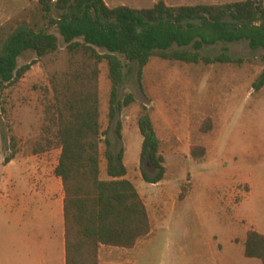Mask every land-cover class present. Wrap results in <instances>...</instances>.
<instances>
[{
  "label": "trees",
  "instance_id": "trees-1",
  "mask_svg": "<svg viewBox=\"0 0 264 264\" xmlns=\"http://www.w3.org/2000/svg\"><path fill=\"white\" fill-rule=\"evenodd\" d=\"M47 20L64 44V64L49 71L52 94L44 108L42 133L33 154L60 150L54 174L61 180L64 201L66 264H99L101 246L132 249L146 238L151 223L146 205L123 165V151L115 154L106 133L101 132L99 76L106 66L109 80L108 122L122 108L134 103L131 94L119 101L125 61L136 63L138 80L152 58L184 64H234L224 52L214 59L201 51L219 43L247 42L252 51H264L263 0H245L225 5L169 7L159 1L151 8H109L104 0H37ZM53 12H58L56 18ZM174 46L191 50L170 51ZM33 51L37 60L18 67V59ZM101 51L103 53H101ZM61 50L58 38L37 23L11 31L0 51V93L15 85L38 60H57ZM264 65V55L261 57ZM264 88V69L253 84ZM142 135L140 164L147 160L157 171L151 178L142 171L148 184L163 181L166 169L160 155L161 141L156 135L150 109L142 105L137 118ZM210 126H203L206 133ZM120 138V126L116 130ZM102 137L104 139L102 140ZM101 143L104 151L101 153ZM13 152L5 158L9 163ZM190 155L198 160L205 155L201 146H192ZM106 179H101V158ZM182 198V196H181ZM244 256L264 264V235L249 231Z\"/></svg>",
  "mask_w": 264,
  "mask_h": 264
},
{
  "label": "rangeland",
  "instance_id": "rangeland-1",
  "mask_svg": "<svg viewBox=\"0 0 264 264\" xmlns=\"http://www.w3.org/2000/svg\"><path fill=\"white\" fill-rule=\"evenodd\" d=\"M159 1L169 7H180L225 5L245 0H104L109 8L131 9L151 8ZM57 16L58 12H53L52 17ZM35 23L58 38L61 54L55 63L51 59L38 60L23 79L0 93V182L4 160L14 151L13 144L14 163H26L29 168L37 163L33 149L42 133L45 105L52 98L49 71L61 68L65 62L62 38L55 27L46 26L47 20L37 0H0V51L11 31ZM224 48L230 59L240 63L194 65L155 57L143 69L140 81L137 64L121 57L125 67L119 101L131 94L134 103L122 108L111 124L107 117L109 80L105 64L100 65L101 132L107 134L105 137L110 140L115 154L123 151L126 178L141 194L153 226L162 224L168 215L165 222L171 232L195 229L198 215L212 231L222 228L218 220L229 221L235 217L245 223L253 222L264 231V88L253 89L264 69L261 61L264 51H252L247 42L219 43L204 47L201 55L214 59ZM184 49L191 50V47L174 46L170 51ZM36 60L33 51L24 52L18 59V67ZM142 105L150 109L156 135L161 141L160 155L166 172L158 184H148L142 178V171L151 178L157 174L147 160L140 164L142 135L137 118ZM207 125L210 129L203 133L201 128ZM118 126L120 138L116 135ZM192 146L203 147L205 155L193 160ZM100 150L103 153V143ZM101 179H106L103 157ZM237 204L239 208L234 211ZM239 230L237 227V233ZM165 236L166 232L161 230L150 241L147 256L138 257L142 263L159 264L164 260ZM3 241L0 224L1 262ZM199 253L205 259L211 257L206 248Z\"/></svg>",
  "mask_w": 264,
  "mask_h": 264
},
{
  "label": "crops",
  "instance_id": "crops-1",
  "mask_svg": "<svg viewBox=\"0 0 264 264\" xmlns=\"http://www.w3.org/2000/svg\"><path fill=\"white\" fill-rule=\"evenodd\" d=\"M59 156L60 150L55 149L35 155L37 163L31 168L23 162L14 163V159L3 166L0 224L4 241L0 264H66L64 192L61 180L54 174ZM238 208L239 204L234 205V211ZM147 211L150 234L132 249L101 246L99 264H144L138 257L147 256L150 241L161 230L166 232L165 256L159 264H262L258 259L244 256L247 233L255 231L264 235V231L253 222L245 223L236 217L229 221L218 220L216 222L222 228L212 231L197 215L195 229L171 232L165 222L168 215L162 224L153 226ZM240 222L245 224L239 225ZM202 248L207 249L209 259L199 253Z\"/></svg>",
  "mask_w": 264,
  "mask_h": 264
}]
</instances>
